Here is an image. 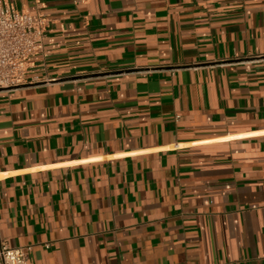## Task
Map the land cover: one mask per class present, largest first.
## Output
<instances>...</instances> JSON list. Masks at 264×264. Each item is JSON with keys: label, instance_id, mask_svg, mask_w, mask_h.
I'll return each mask as SVG.
<instances>
[{"label": "crops", "instance_id": "1", "mask_svg": "<svg viewBox=\"0 0 264 264\" xmlns=\"http://www.w3.org/2000/svg\"><path fill=\"white\" fill-rule=\"evenodd\" d=\"M0 3L50 24L0 90L2 240L31 264H264V0Z\"/></svg>", "mask_w": 264, "mask_h": 264}, {"label": "built area", "instance_id": "2", "mask_svg": "<svg viewBox=\"0 0 264 264\" xmlns=\"http://www.w3.org/2000/svg\"><path fill=\"white\" fill-rule=\"evenodd\" d=\"M48 21L34 18L29 11L12 4L0 3V90L26 83L32 69L29 63L40 54L46 39ZM31 250L32 246L12 247L0 238V264H31Z\"/></svg>", "mask_w": 264, "mask_h": 264}]
</instances>
